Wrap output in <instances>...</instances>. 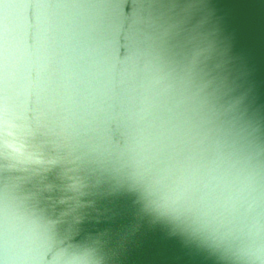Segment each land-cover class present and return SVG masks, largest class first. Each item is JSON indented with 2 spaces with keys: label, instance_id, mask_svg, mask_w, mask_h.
<instances>
[{
  "label": "clouds",
  "instance_id": "obj_1",
  "mask_svg": "<svg viewBox=\"0 0 264 264\" xmlns=\"http://www.w3.org/2000/svg\"><path fill=\"white\" fill-rule=\"evenodd\" d=\"M12 7L0 0L4 19ZM34 7V47L25 45L21 52L7 24L0 33V173L15 174L0 187V264H104L107 232L88 231L84 221L109 211L126 167L143 163L154 139L150 90L163 78L153 75V61L141 45L154 50L181 40L195 42L200 90L215 93L227 85L210 46H200L199 21L185 37L186 26L179 21L135 15L125 26L121 11L102 35L99 10L106 6L101 4L87 26L69 37L56 0H35ZM121 37L127 48L123 59L117 54ZM22 61L28 65L23 70ZM74 78L87 85L79 102L71 91ZM121 128L123 142L114 134ZM152 183L165 205L196 196L214 232L243 241L240 256L264 264V246L258 244L264 186L258 179L219 173L201 179V188L191 192ZM23 184L31 188L20 196ZM28 201L33 207H26ZM35 205L41 206L39 212Z\"/></svg>",
  "mask_w": 264,
  "mask_h": 264
},
{
  "label": "water",
  "instance_id": "obj_2",
  "mask_svg": "<svg viewBox=\"0 0 264 264\" xmlns=\"http://www.w3.org/2000/svg\"><path fill=\"white\" fill-rule=\"evenodd\" d=\"M69 37L81 32L99 10L101 34L108 22L122 11L125 26L135 15L157 22L179 21L184 36L196 27L200 46H210L227 87L211 93L201 91L195 73V42L141 50L153 61V75L162 83L150 90L152 146L140 165L125 169L122 184L109 211L99 218H86L88 231H106L109 240L104 264H259L246 261L238 250L243 241L221 238L210 217L203 218V204L185 196L165 205L155 191L160 186L201 188L219 173L251 175L264 186V0H56ZM7 19L0 13V33L7 24L22 52L38 38L35 0H9ZM19 5H27L20 8ZM139 5L151 7L139 8ZM147 30L146 26L141 25ZM118 56L127 55L121 37ZM28 65L21 62L23 70ZM72 94L79 102L87 87L74 78ZM233 101L238 103L233 106ZM31 113L29 116L31 117ZM123 128L114 131L123 142ZM139 172L140 175L135 173ZM15 174L0 173V187ZM23 184L18 195H27ZM203 190V189H202ZM31 208V201L26 202ZM40 211V205H35ZM245 225L248 221L243 222ZM264 225V217L261 218ZM264 246V231L258 241ZM256 245H253L255 247ZM264 259V255L261 257Z\"/></svg>",
  "mask_w": 264,
  "mask_h": 264
}]
</instances>
